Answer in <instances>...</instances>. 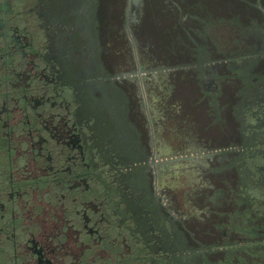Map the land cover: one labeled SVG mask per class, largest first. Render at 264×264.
Segmentation results:
<instances>
[{"label": "flooded vegetation", "instance_id": "flooded-vegetation-1", "mask_svg": "<svg viewBox=\"0 0 264 264\" xmlns=\"http://www.w3.org/2000/svg\"><path fill=\"white\" fill-rule=\"evenodd\" d=\"M207 1L0 0V264H264V5Z\"/></svg>", "mask_w": 264, "mask_h": 264}, {"label": "rangeland", "instance_id": "rangeland-1", "mask_svg": "<svg viewBox=\"0 0 264 264\" xmlns=\"http://www.w3.org/2000/svg\"><path fill=\"white\" fill-rule=\"evenodd\" d=\"M253 1V0H251ZM256 1V0H255ZM261 4L264 5V0H258ZM208 3L212 4L213 6V10L214 11H219V9L221 8H227V7H231L232 5H234V7H237V8H242L243 6H246L247 4H249L248 0H208L207 1ZM234 7L232 8H229L230 10L233 9ZM255 9H258L255 4L253 6ZM250 9H252V6L250 7ZM260 9V8H259ZM259 12V14H258ZM257 15H259L260 18H262L261 16V10H258L257 11ZM229 16V15H228ZM227 16V17H228Z\"/></svg>", "mask_w": 264, "mask_h": 264}, {"label": "bare ground", "instance_id": "bare-ground-1", "mask_svg": "<svg viewBox=\"0 0 264 264\" xmlns=\"http://www.w3.org/2000/svg\"><path fill=\"white\" fill-rule=\"evenodd\" d=\"M139 7V6H138Z\"/></svg>", "mask_w": 264, "mask_h": 264}]
</instances>
